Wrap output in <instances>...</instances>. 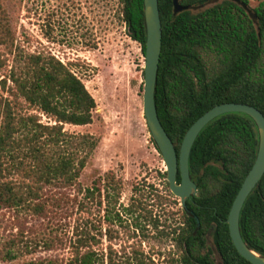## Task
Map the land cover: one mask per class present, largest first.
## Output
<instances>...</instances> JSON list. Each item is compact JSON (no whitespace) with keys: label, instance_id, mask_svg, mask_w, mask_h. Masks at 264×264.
I'll return each mask as SVG.
<instances>
[{"label":"trees","instance_id":"16d2710c","mask_svg":"<svg viewBox=\"0 0 264 264\" xmlns=\"http://www.w3.org/2000/svg\"><path fill=\"white\" fill-rule=\"evenodd\" d=\"M180 2L190 8L175 14L173 0H159L163 46L155 94L159 117L178 153L190 127L217 105L244 103L264 113V0L254 8L251 0ZM243 3L257 14V22ZM119 15L145 55V0H119ZM10 50V64L0 53V210L22 209L48 220L74 211L96 214L94 207L100 213L98 221L87 225L77 217L70 258L19 264H154L137 244L147 240L149 228L159 235L155 238H170L177 247L168 264H253L235 247L228 223L259 151L252 117L226 113L200 132L189 161L198 194L180 216L173 209L179 198L170 189L167 171L163 191L149 184L146 193L135 185L125 203L123 180L113 171L90 186L80 184L99 139L65 130V124H91L97 108L74 64L51 53L20 54L18 46ZM5 68L8 72L2 74ZM24 106L38 113L23 114ZM123 229L127 241L115 249L113 242ZM240 229L248 246L264 255V175L243 206ZM96 231L109 241L105 252L97 249L102 239ZM11 252L7 256L13 261L18 256Z\"/></svg>","mask_w":264,"mask_h":264},{"label":"rangeland","instance_id":"374dc122","mask_svg":"<svg viewBox=\"0 0 264 264\" xmlns=\"http://www.w3.org/2000/svg\"><path fill=\"white\" fill-rule=\"evenodd\" d=\"M257 4L258 0H251V7ZM0 5L2 58L11 59L9 64L12 63L14 52L10 49L17 46L20 54L51 53L66 64H74L72 68L96 99L91 124H65L68 133L91 134L99 139L79 179L80 184L90 186L99 176L113 171L123 180L121 201L125 203L132 197L135 185L147 189L146 186L152 184L163 191L166 179L162 174L167 166L152 141L144 112L146 58L141 45L127 34L119 15V0H0ZM13 39L14 46L11 45ZM7 69L2 74L8 72ZM2 78L0 74V80ZM21 112L38 113L25 106ZM41 117L44 122L49 121L46 116ZM178 201L173 209L180 216L183 206L181 200ZM94 212L96 214L86 210L79 214L62 213L48 220L22 209H1L0 264L70 258L77 217L87 225L99 220L100 213L95 207ZM151 229L147 240L137 244L152 257L154 264H168L169 253H178L177 247L170 238H155L159 235ZM119 235L113 242L115 249H120L127 241L124 229ZM101 239L97 248L100 253L107 250L109 243L105 236ZM210 245L213 246L211 239ZM9 251L18 258L10 260ZM215 255L219 261V256Z\"/></svg>","mask_w":264,"mask_h":264},{"label":"water","instance_id":"95a60500","mask_svg":"<svg viewBox=\"0 0 264 264\" xmlns=\"http://www.w3.org/2000/svg\"><path fill=\"white\" fill-rule=\"evenodd\" d=\"M174 1V12L178 14L189 6L180 0ZM239 1V0H238ZM252 19L257 22V14L246 4H242ZM145 20L147 25V43L144 67V112L151 135L155 140L167 166L168 182L172 193L181 200L183 208L187 201L198 194V185L190 174V154L193 145L206 125L215 118L230 112L246 113L257 124L260 142L257 158L232 205L228 223L233 243L239 253L253 264H264V255L250 248L244 241L240 229V216L243 206L264 175V113L253 105L244 103H223L213 107L201 116L186 133L180 153L159 117L155 94L157 89L158 72L162 55L163 29L159 7V0H145ZM181 182L177 181L178 174ZM198 223L200 219L195 215Z\"/></svg>","mask_w":264,"mask_h":264}]
</instances>
